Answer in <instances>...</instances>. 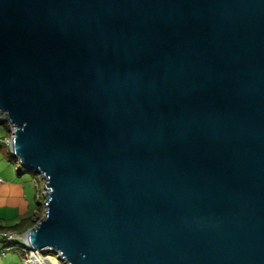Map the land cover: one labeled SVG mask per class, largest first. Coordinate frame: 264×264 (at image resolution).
Returning a JSON list of instances; mask_svg holds the SVG:
<instances>
[{
    "label": "water",
    "instance_id": "obj_1",
    "mask_svg": "<svg viewBox=\"0 0 264 264\" xmlns=\"http://www.w3.org/2000/svg\"><path fill=\"white\" fill-rule=\"evenodd\" d=\"M0 112L33 252L264 264V0H0Z\"/></svg>",
    "mask_w": 264,
    "mask_h": 264
},
{
    "label": "crops",
    "instance_id": "obj_2",
    "mask_svg": "<svg viewBox=\"0 0 264 264\" xmlns=\"http://www.w3.org/2000/svg\"><path fill=\"white\" fill-rule=\"evenodd\" d=\"M4 161L5 156L0 148V227L9 228L32 216L37 182L34 178L31 182L19 179L20 175L15 178L13 170Z\"/></svg>",
    "mask_w": 264,
    "mask_h": 264
},
{
    "label": "rangeland",
    "instance_id": "obj_3",
    "mask_svg": "<svg viewBox=\"0 0 264 264\" xmlns=\"http://www.w3.org/2000/svg\"><path fill=\"white\" fill-rule=\"evenodd\" d=\"M4 136L7 138H10V133L8 130L7 122L0 123V139L4 138ZM0 148H2L3 154L5 156L4 163L8 164V166L13 170V175L15 178L18 175H20L21 177H19V179L21 178V179L26 180L27 182L28 181L31 182L32 178H34L35 182H37V185H36L37 187L34 189L35 200L33 203V208L35 210L32 213V216H30L33 219L35 218V224H36L43 217L44 210H45L44 197H43L44 182L42 181V179L39 180L40 176L38 174H34V172L25 169L18 162V160L12 155V152L9 150V148L5 144L0 143ZM37 193H39L40 199L37 198L38 197ZM20 238L21 239L16 240V242L19 245L21 244L25 249V252L21 253V255H20L21 249H19L18 246L10 245V247L8 246L6 247L0 242V264H26V262L29 261L30 256L33 254L38 255L42 259L52 258L56 261L57 264H65L61 259H59L58 255L52 251L36 253L30 249H26L25 245L22 242V236H20ZM2 250H5L4 254H2L3 253Z\"/></svg>",
    "mask_w": 264,
    "mask_h": 264
},
{
    "label": "trees",
    "instance_id": "obj_4",
    "mask_svg": "<svg viewBox=\"0 0 264 264\" xmlns=\"http://www.w3.org/2000/svg\"><path fill=\"white\" fill-rule=\"evenodd\" d=\"M35 225V219H33L32 217H29V218H26V219H22L21 221H19L17 224L9 227V228H1V231L0 232H11V233H14L15 235L17 236H21L23 235V233L32 228L33 226ZM0 242L5 245L6 247H10L11 246H18V247H21L22 249H24V247L20 244H18L16 241L12 242V243H8L5 238H0ZM19 251V250H18ZM21 253H23V251L21 250L20 251V255Z\"/></svg>",
    "mask_w": 264,
    "mask_h": 264
},
{
    "label": "built area",
    "instance_id": "obj_5",
    "mask_svg": "<svg viewBox=\"0 0 264 264\" xmlns=\"http://www.w3.org/2000/svg\"><path fill=\"white\" fill-rule=\"evenodd\" d=\"M4 122H7L6 118H5V115L0 112V123H4ZM7 124H8V130H9V133H10V137H11L12 132L14 130V127H13V125H11L8 122H7ZM0 143L5 144L9 148V150L11 151V140H10V138L0 139ZM39 180H41V177L39 178ZM37 195H38L37 198L40 199L39 193H37ZM21 236H22V242L25 245V243L23 241V235H21ZM0 238H5V240L8 243H12V242H14V241H16L18 239H21L20 236H17L14 233H11V232H8V231L0 232ZM25 247H26V249H28L26 245H25ZM19 249H21L23 252H25V249H22L21 247H19ZM2 252H3L2 254H4L5 250H2Z\"/></svg>",
    "mask_w": 264,
    "mask_h": 264
},
{
    "label": "bare ground",
    "instance_id": "obj_6",
    "mask_svg": "<svg viewBox=\"0 0 264 264\" xmlns=\"http://www.w3.org/2000/svg\"><path fill=\"white\" fill-rule=\"evenodd\" d=\"M23 241H25L24 238ZM26 264H57V263L52 258L42 259L38 255L33 254L30 256L29 261L26 262Z\"/></svg>",
    "mask_w": 264,
    "mask_h": 264
}]
</instances>
